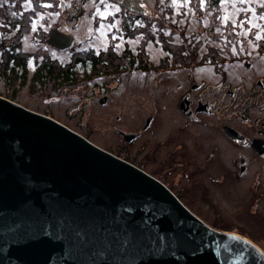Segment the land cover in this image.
Listing matches in <instances>:
<instances>
[{"label": "rangeland", "instance_id": "374dc122", "mask_svg": "<svg viewBox=\"0 0 264 264\" xmlns=\"http://www.w3.org/2000/svg\"><path fill=\"white\" fill-rule=\"evenodd\" d=\"M56 1L62 4L58 11L51 10L53 6L47 2L37 7L33 0L31 6L26 0H0L1 45L15 46L22 60L18 64L10 60L3 77L0 46V97L53 118L114 155L124 147L132 164L168 185L172 173L168 172L167 157L172 146L165 139L184 125L177 101L189 89L190 73L198 83V91L192 96L200 94L215 103V110L220 112L200 115V122L187 124L203 146H213L210 139L215 126L235 128L247 137L255 136L256 128H264V92L257 86V81L264 85V0H204L203 7L201 0H137L146 13L145 18L141 16L135 22L139 29L131 38L123 33L120 8L111 0ZM45 4L51 7H43ZM24 12L26 24L19 29L15 21ZM110 16H114L112 22ZM144 19L152 20L149 29L144 28ZM54 31L74 38L73 49L61 51L48 45L45 39ZM110 40L118 55L124 50L133 55L140 52L141 65L145 64L146 70L124 71L118 80L106 85L102 77L66 87L45 82L43 73L37 76L41 64L62 68L87 51H106ZM57 44V48H63L65 42ZM179 54L188 62L194 61L193 69L180 68ZM75 63L72 70L76 78L92 73L89 62ZM109 80L110 76L106 77V82ZM252 93L258 99L254 104V98L247 97ZM102 99L106 100L101 104ZM241 115L250 118V123ZM254 119L256 127L251 123ZM143 126L146 132L136 144H126L117 135V131L139 134ZM219 145L227 169L232 170L229 161L234 156L236 160L252 156L245 146L223 139L222 135ZM136 148L141 149L139 156L135 155ZM220 160L215 163L219 165ZM236 168L239 169L237 164ZM260 168L258 160H249L240 180H227L225 186L212 188L207 196L202 188L195 192L196 198H189L177 182L173 190L177 195L181 193L184 205L209 225L220 230L223 224L237 225L240 230L232 231L248 237L264 251L263 201L246 192L253 177L263 179Z\"/></svg>", "mask_w": 264, "mask_h": 264}, {"label": "water", "instance_id": "95a60500", "mask_svg": "<svg viewBox=\"0 0 264 264\" xmlns=\"http://www.w3.org/2000/svg\"><path fill=\"white\" fill-rule=\"evenodd\" d=\"M0 264H264V257L206 227L154 178L0 97Z\"/></svg>", "mask_w": 264, "mask_h": 264}, {"label": "flooded vegetation", "instance_id": "af4514ba", "mask_svg": "<svg viewBox=\"0 0 264 264\" xmlns=\"http://www.w3.org/2000/svg\"><path fill=\"white\" fill-rule=\"evenodd\" d=\"M120 1L121 2L124 1V2L122 4L120 3L119 5H125V7H127V8L122 7L126 15L124 19L125 23L123 24V28L126 29L123 31V33H125V35L127 34V37L131 38L136 35V32L138 33V29H139L135 23L139 20L140 17V15L135 13V10H139L136 4H139L140 7H142V5L137 0H130V1L120 0ZM113 45L114 42L112 43V46ZM110 48L111 49L109 51L96 52V56H94L93 52H90L88 56V62L92 67L90 71L92 73L89 74L88 77H90L91 79H95L98 77V75H100L102 77V80L105 81L104 85H106V83L108 84L112 80H118L120 76H122V71L124 70L131 72L134 70L139 71L142 64L140 52L137 55H133L129 50H124L120 55H118L117 53L114 52V49L112 47ZM180 56L182 55L179 54L178 57ZM96 62H97V66H100L97 72L94 71V67H93L94 63ZM178 62H179L178 65L180 67L187 66L188 64L187 59L183 56L178 59ZM102 64H104L105 66H103ZM174 66L177 65L175 64ZM142 68L143 70H146V65L143 64ZM189 75L191 76L189 77L190 80L188 79L189 82H187L189 89L184 91V93L181 94L182 96L179 97L177 101L178 102L177 109L185 120L184 125L182 127L179 126L177 128V134H175L172 137L166 136L168 138L165 139V143L167 145L172 146L171 149L172 151L169 152L167 157L168 172L172 173V177L170 178L171 180L170 185L164 183L166 185V188L180 201L182 200L181 193L180 195L179 194L177 195V193L173 190L175 186V184H173L174 182L179 183L180 187L183 186L182 193L189 194V198L190 196L196 198L197 195H195V192L202 190V188L208 192L205 195L207 196L209 195L212 188H216L217 186H221V187L225 186L227 180L236 183V180H240L242 175L246 171V165L248 161L251 159L255 161L258 160L261 163L259 174L262 175L263 179H258L256 177H253L252 180L246 186V192L250 193L255 198L256 197L262 198L263 210H264V192H262V189L264 187V128H256L255 129L256 135L255 136L253 135L252 137H247L246 135L242 134L235 128L215 126L211 130L212 138L210 139L212 141L211 143L215 148H213V146L210 145V143H206L203 146L198 141L199 139L198 135H195L194 132H190L187 124L200 122L199 119L200 115H213L214 113L219 114L220 112L215 110L214 107L217 106L215 105V103L211 102L210 100H205V98L200 94H196V96L194 97L192 96L193 92L198 91L197 88L198 83H196L197 80L193 78L194 75H192V73H190ZM108 76H110V80L106 82V77ZM257 86L262 92H264V85L260 81H257ZM229 95H232V92H229ZM247 97L254 98L252 100L253 104L258 100L257 95L253 93ZM183 100L185 101L184 102L186 107L185 110L180 109ZM240 117L242 120H245L246 122L250 123L249 122L250 118L246 117L245 115H241ZM255 119L251 122L252 126L254 125V127H256L255 125L257 124V120ZM145 132H146V128H144L143 126L139 134L132 135V134H127L123 131H117V135L122 141L124 140L122 135H126V136L132 135L134 136L133 140L127 141V139H125L126 141L125 140L124 141L126 142V144H131V143L136 144L135 143L137 142L136 140H138L141 134ZM221 135L223 136V139H227L228 141H231L233 143H237L240 144L241 146H245V148H247L249 152L252 154V156H250L247 159L244 157H239V159L236 160L235 156L231 158V163L229 161V166L232 168V170H230V168L228 167V169L231 171L230 175L228 176H227L228 169L226 168L225 164L222 162L221 152L219 151L220 149L219 141L221 139ZM178 137H181L180 142H177ZM125 150L126 149L124 147H121L117 150L118 152L117 155H114L113 153L112 154L116 157L131 162V159L128 158L129 157L128 153L127 152L125 153ZM134 152H137L135 155L139 156L141 149L136 148ZM219 158L221 160L219 165H217L215 162ZM135 160L136 159H134V161ZM236 164L239 167V169L236 168ZM181 203L187 210L195 214L200 220L206 223L209 227L213 229L218 228L215 225L212 226L209 225L200 215L195 213L189 207L185 206L182 201ZM247 213L248 215L252 214L250 212ZM240 215H244V213H241ZM253 215H255V213ZM262 220L264 221V218ZM222 226L223 229H229L233 227L236 230H240L239 228H241L238 227L237 225L226 226V224H223Z\"/></svg>", "mask_w": 264, "mask_h": 264}, {"label": "trees", "instance_id": "16d2710c", "mask_svg": "<svg viewBox=\"0 0 264 264\" xmlns=\"http://www.w3.org/2000/svg\"><path fill=\"white\" fill-rule=\"evenodd\" d=\"M9 58L14 60L13 61L14 64H18L22 62V60L19 59V56H12V57L10 56ZM8 63H9V59L8 60L4 59V68L2 71L3 77L6 71V68L8 67ZM93 67H94V71L97 72L100 66H97V62H96L94 63ZM41 73H43L41 77L45 78V82L46 80H48L47 83H49L50 81H53L54 84L65 85L66 87L72 86V85L75 86L78 83L73 71H70L69 69L57 68L54 66V64H46V65L44 64V66L39 69V73L37 76L41 75Z\"/></svg>", "mask_w": 264, "mask_h": 264}, {"label": "snow or ice", "instance_id": "6c2138e0", "mask_svg": "<svg viewBox=\"0 0 264 264\" xmlns=\"http://www.w3.org/2000/svg\"><path fill=\"white\" fill-rule=\"evenodd\" d=\"M26 2H28L29 6H31V3H30V0H26ZM173 2L175 3L176 0H173ZM243 2V0H242ZM43 7H51V5H48V4H45V5H42ZM204 6V0H201V7ZM13 15H15V13H13ZM257 39H261V37L259 35H257Z\"/></svg>", "mask_w": 264, "mask_h": 264}]
</instances>
